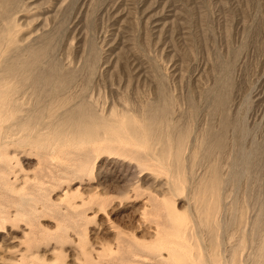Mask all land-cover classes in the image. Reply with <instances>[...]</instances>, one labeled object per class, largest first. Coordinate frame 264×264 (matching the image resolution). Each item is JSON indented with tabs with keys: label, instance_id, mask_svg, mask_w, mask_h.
Listing matches in <instances>:
<instances>
[{
	"label": "rangeland",
	"instance_id": "374dc122",
	"mask_svg": "<svg viewBox=\"0 0 264 264\" xmlns=\"http://www.w3.org/2000/svg\"><path fill=\"white\" fill-rule=\"evenodd\" d=\"M263 254L264 0H0V264Z\"/></svg>",
	"mask_w": 264,
	"mask_h": 264
},
{
	"label": "bare ground",
	"instance_id": "6f19581e",
	"mask_svg": "<svg viewBox=\"0 0 264 264\" xmlns=\"http://www.w3.org/2000/svg\"><path fill=\"white\" fill-rule=\"evenodd\" d=\"M261 251V250H260ZM263 257H264V254H263Z\"/></svg>",
	"mask_w": 264,
	"mask_h": 264
}]
</instances>
